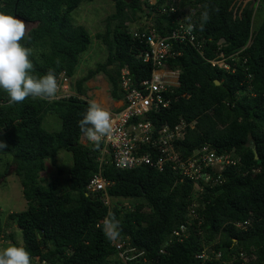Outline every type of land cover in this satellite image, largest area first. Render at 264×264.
Wrapping results in <instances>:
<instances>
[{"label":"trees","instance_id":"trees-1","mask_svg":"<svg viewBox=\"0 0 264 264\" xmlns=\"http://www.w3.org/2000/svg\"><path fill=\"white\" fill-rule=\"evenodd\" d=\"M93 1L0 0V12L34 25L20 41L32 50V74L42 76L51 71L57 83L64 74L80 96L85 83L102 74L111 96L118 99L121 65L129 66L135 82L151 73L150 65L135 58L138 44L129 36L128 27L140 18L139 13H145V7L160 11L173 6L175 16L157 13L155 30L164 35L174 28L176 16L183 17L204 41V53L187 46L181 56L168 62L180 71V87L175 91L178 99L168 109L150 114L149 120L156 129L175 125L181 118L195 121V128L188 131L177 151L188 156L209 146L236 164L220 174L204 168L210 177L219 176L220 183L205 188L194 204L192 183L179 182L168 167L163 171L148 166L120 170L107 163L102 176L112 183L106 191L108 207L99 193L93 196L87 190L98 170L100 147L88 138V144L81 143L80 121L89 103L76 97H29L10 105L7 94L0 91V142L7 145L0 157H7V166L14 168L28 205L25 211L7 216L22 234L18 247L28 250L31 264H241V254L249 256L250 264H263L264 0H259L257 9V0H241L235 16L238 0H154V4L109 0L114 13L107 18L104 32L95 36L106 49V60L77 77L81 57L92 45L93 36L73 22L72 14L82 3ZM205 11L209 20L201 29ZM254 11L262 14L258 25L253 22ZM219 53L233 71L210 65L209 60ZM50 116L60 120V131L45 129ZM61 151L69 152L73 160L66 174L56 163ZM46 161L56 166L58 174L48 182L41 177ZM189 207L199 221H191L187 237L179 240L174 232L189 221ZM109 218L118 223L115 239L105 235V219ZM245 221H249L246 229L235 227ZM5 225L0 218V240L14 241ZM115 240L144 255L124 261L112 245ZM204 248L208 255L201 258Z\"/></svg>","mask_w":264,"mask_h":264},{"label":"built area","instance_id":"built-area-1","mask_svg":"<svg viewBox=\"0 0 264 264\" xmlns=\"http://www.w3.org/2000/svg\"><path fill=\"white\" fill-rule=\"evenodd\" d=\"M241 2L238 0L235 4L234 16ZM258 2L259 0L256 6ZM150 3L154 4V1ZM149 10V17H142L128 25V34L138 44L135 58L151 66L150 76L135 82L126 63L119 68L117 83L122 106L113 111L104 108L111 114L112 134L96 142L100 145L97 156L98 170L87 185L88 192L93 196L99 193L102 203L108 207H110V198L106 191L112 183L102 176V168L107 163H112L120 170L148 166L163 171L168 167L179 182L188 180L192 183L194 204L205 188H211L220 183L219 176L210 177L204 172V168L210 167L213 172L220 174L230 165L236 164V160H230L225 155H218L214 150L210 151L206 147L196 151L193 156L192 154L186 156L177 151V146L185 140L188 131L195 128V122H187L181 118L175 125L164 124L158 129L150 122V114H158L168 109L178 99L175 91L180 87V71L169 66L168 62L181 56L183 47L187 46H192L203 55L205 43L195 35V26L179 16H176L175 22H172L174 24L172 30L159 35L153 24L157 13L175 16L177 9L168 6L160 11ZM209 63L212 67H219L226 71L234 70L222 53H219L215 59L209 60ZM59 77L57 93L52 100H65L69 97L82 99L75 89H72V81L68 77L64 74ZM188 218L189 221L174 232L179 240L187 237L191 221H199L191 207H189ZM248 225L249 221L235 223V227L242 229H246ZM112 245L124 261L144 255L142 251L136 253L135 248L126 247L116 240ZM207 250L208 248H204L201 258L208 255ZM219 256L218 253L217 257ZM248 257L241 254V264H250ZM34 264H46V261H36Z\"/></svg>","mask_w":264,"mask_h":264},{"label":"clouds","instance_id":"clouds-1","mask_svg":"<svg viewBox=\"0 0 264 264\" xmlns=\"http://www.w3.org/2000/svg\"><path fill=\"white\" fill-rule=\"evenodd\" d=\"M258 6L259 2L257 6L255 4L256 9ZM208 20L209 14L205 11L201 14V29ZM25 34L26 26L22 21L0 12V91L7 94L10 105L19 104L29 97L52 100L57 93V79L53 72L42 76L32 74V50L20 43ZM80 128L84 133L81 141L88 138L90 142H100L112 134L111 114L96 102H90ZM6 147L0 142V151ZM104 231L109 239H115L119 234L118 223L107 219ZM0 264H31L30 253L15 245L3 248L0 250Z\"/></svg>","mask_w":264,"mask_h":264},{"label":"rangeland","instance_id":"rangeland-1","mask_svg":"<svg viewBox=\"0 0 264 264\" xmlns=\"http://www.w3.org/2000/svg\"><path fill=\"white\" fill-rule=\"evenodd\" d=\"M154 1V0H148ZM150 10L145 7V14H138L141 19L142 17H148L147 13ZM187 12V11H185ZM114 13V4L109 0H94L91 3H82L81 6L72 14L73 22L76 25H82L93 36L92 45L89 47L88 51L83 55L86 57H81V66L79 73H85L88 69H94L98 63H103L106 60V49L101 42H97L95 36L98 33H103L106 27V20ZM136 19L134 22H137ZM260 19H262V14L259 11H255L253 22L254 25H258ZM26 26V32L34 27L33 24L24 23ZM154 24V23H153ZM96 41V42H94ZM95 43V44H94ZM80 74V75H81ZM102 75V74H99ZM78 76V75H77ZM104 76V75H103ZM195 122V121H193ZM45 129L49 132H58L61 129V122L56 116H50L46 119ZM82 144H88L87 141H81ZM208 148V150L213 151L209 146H203L192 152V156L196 151L202 148ZM2 160V161H1ZM7 157H0V218L2 221L6 222L5 232L13 233L14 241L10 239L0 240V250L9 246H21L22 245V234L14 226L10 224L7 216L9 213H19L27 209V202L22 194V187L20 185L18 177L13 173V167L9 168L6 164ZM72 157L69 152L61 151L56 158V163L59 167L64 170V174L68 172V169L72 166ZM57 168L52 165L50 161H46L45 171L41 173V177L45 181H50L57 177ZM62 178H65L63 175ZM194 188V186H193ZM198 200V199H197ZM125 204H132L131 200H123Z\"/></svg>","mask_w":264,"mask_h":264},{"label":"crops","instance_id":"crops-1","mask_svg":"<svg viewBox=\"0 0 264 264\" xmlns=\"http://www.w3.org/2000/svg\"><path fill=\"white\" fill-rule=\"evenodd\" d=\"M80 74L81 73H78V76H80ZM81 97L88 103L94 101L110 111L117 110L122 106L121 97L114 99L111 96L109 83L103 75H97L89 79L85 83V92Z\"/></svg>","mask_w":264,"mask_h":264},{"label":"water","instance_id":"water-1","mask_svg":"<svg viewBox=\"0 0 264 264\" xmlns=\"http://www.w3.org/2000/svg\"><path fill=\"white\" fill-rule=\"evenodd\" d=\"M256 9V8H255ZM263 10H264V6H263ZM254 13H255V11H254ZM216 85L218 86V85H220V83L218 82V81H216ZM259 158L258 157H256V160H258Z\"/></svg>","mask_w":264,"mask_h":264},{"label":"bare ground","instance_id":"bare-ground-1","mask_svg":"<svg viewBox=\"0 0 264 264\" xmlns=\"http://www.w3.org/2000/svg\"><path fill=\"white\" fill-rule=\"evenodd\" d=\"M94 42H96V41H94ZM98 43L100 42V41H97ZM95 44V43H94ZM179 153H181L180 151H178Z\"/></svg>","mask_w":264,"mask_h":264}]
</instances>
